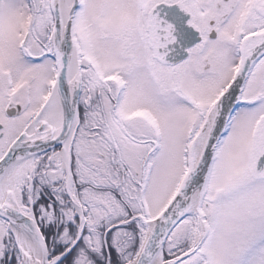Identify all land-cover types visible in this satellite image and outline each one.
Listing matches in <instances>:
<instances>
[{
	"label": "snow or ice",
	"instance_id": "6c2138e0",
	"mask_svg": "<svg viewBox=\"0 0 264 264\" xmlns=\"http://www.w3.org/2000/svg\"><path fill=\"white\" fill-rule=\"evenodd\" d=\"M0 264H264V0H0Z\"/></svg>",
	"mask_w": 264,
	"mask_h": 264
},
{
	"label": "water",
	"instance_id": "95a60500",
	"mask_svg": "<svg viewBox=\"0 0 264 264\" xmlns=\"http://www.w3.org/2000/svg\"><path fill=\"white\" fill-rule=\"evenodd\" d=\"M156 11L159 14L158 18L164 20L167 23H171L174 26L175 31L173 34L177 38V45H172L170 47L176 48L179 51L180 49L187 48L192 45L194 41L191 35H189V29H187L186 23L187 17L184 13H182L175 6L169 8L164 5H161ZM168 59L169 58L166 57V60Z\"/></svg>",
	"mask_w": 264,
	"mask_h": 264
},
{
	"label": "flooded vegetation",
	"instance_id": "af4514ba",
	"mask_svg": "<svg viewBox=\"0 0 264 264\" xmlns=\"http://www.w3.org/2000/svg\"><path fill=\"white\" fill-rule=\"evenodd\" d=\"M189 35H191L193 41L195 42L196 36H195V34L192 32L191 29H189ZM189 47H190V46H189ZM185 57H186V54H185Z\"/></svg>",
	"mask_w": 264,
	"mask_h": 264
}]
</instances>
